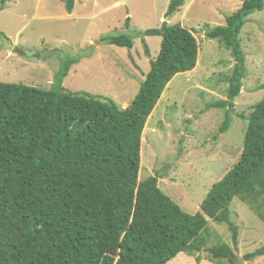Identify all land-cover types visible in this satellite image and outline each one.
I'll list each match as a JSON object with an SVG mask.
<instances>
[{"label": "trees", "instance_id": "trees-1", "mask_svg": "<svg viewBox=\"0 0 264 264\" xmlns=\"http://www.w3.org/2000/svg\"><path fill=\"white\" fill-rule=\"evenodd\" d=\"M237 1L224 25L206 33L234 58L224 77L227 99L210 105L224 110L219 134L230 128L246 74L241 31L264 9V0ZM64 3L71 13L74 0ZM184 3L170 0L165 17ZM138 35L159 37L160 50L125 109L99 95L67 92L63 80L75 59L47 90L0 82V264H167L182 252L203 251L212 263L239 264L228 245L208 246V220L227 225L236 244L230 205L238 199L264 223V84L249 117L239 115L247 126L238 161L208 191L200 212H184L160 189L158 174L139 181L147 120L170 81L195 68L199 47L190 30L166 21ZM99 41L128 50L134 44L126 34ZM262 256L264 246L243 259Z\"/></svg>", "mask_w": 264, "mask_h": 264}, {"label": "rangeland", "instance_id": "rangeland-1", "mask_svg": "<svg viewBox=\"0 0 264 264\" xmlns=\"http://www.w3.org/2000/svg\"><path fill=\"white\" fill-rule=\"evenodd\" d=\"M0 0V82L47 90L55 75L71 60L63 87L114 100L122 109L130 105L140 82L160 50L161 39L139 36L161 23L180 24L198 42L195 68L177 74L167 85L149 116L141 140L139 181L158 174V186L184 212H200L211 187L236 164L252 105L263 96L264 9L251 14L241 31L246 74L234 101L228 131L218 133L224 110L211 108L226 100L224 77L234 58L208 30L224 25L225 16L239 6L237 0H185L165 17L170 0H74L71 13L64 0ZM129 20V28L125 20ZM126 34L131 50L101 43L105 35ZM144 39L149 56L144 53ZM19 48L24 56L15 53ZM230 221L237 227V243L227 225L209 221L208 246L226 244L239 264H264V256L245 261L243 256L264 246V223L247 205L234 199ZM167 264H215L203 251L180 253Z\"/></svg>", "mask_w": 264, "mask_h": 264}, {"label": "water", "instance_id": "water-1", "mask_svg": "<svg viewBox=\"0 0 264 264\" xmlns=\"http://www.w3.org/2000/svg\"><path fill=\"white\" fill-rule=\"evenodd\" d=\"M15 53H17L18 55H21V56H24L25 53L23 52V50L19 49V48H16L15 49Z\"/></svg>", "mask_w": 264, "mask_h": 264}]
</instances>
